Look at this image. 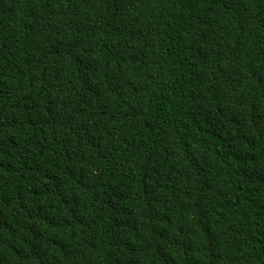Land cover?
I'll list each match as a JSON object with an SVG mask.
<instances>
[{
  "label": "trees",
  "instance_id": "trees-1",
  "mask_svg": "<svg viewBox=\"0 0 264 264\" xmlns=\"http://www.w3.org/2000/svg\"><path fill=\"white\" fill-rule=\"evenodd\" d=\"M0 264H264V0H0Z\"/></svg>",
  "mask_w": 264,
  "mask_h": 264
}]
</instances>
